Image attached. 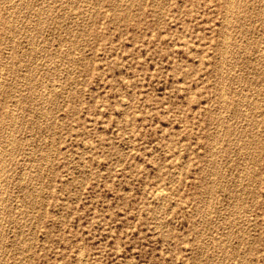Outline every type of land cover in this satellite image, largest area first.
I'll return each mask as SVG.
<instances>
[{
  "label": "rangeland",
  "instance_id": "1",
  "mask_svg": "<svg viewBox=\"0 0 264 264\" xmlns=\"http://www.w3.org/2000/svg\"><path fill=\"white\" fill-rule=\"evenodd\" d=\"M0 264H264V0H0Z\"/></svg>",
  "mask_w": 264,
  "mask_h": 264
},
{
  "label": "bare ground",
  "instance_id": "2",
  "mask_svg": "<svg viewBox=\"0 0 264 264\" xmlns=\"http://www.w3.org/2000/svg\"><path fill=\"white\" fill-rule=\"evenodd\" d=\"M241 2V1H240ZM116 3V2H115ZM47 4V3H46ZM20 9V8H19ZM234 11V10H233ZM230 17V16H229ZM13 20V19H12ZM226 21V20H225ZM16 24V23H15ZM39 25V24H38ZM245 25V24H244ZM16 27V26H15ZM229 40V39H228ZM31 42V41H30ZM35 47V46H34ZM33 51V50H32ZM226 52V51H225ZM224 55V54H223ZM222 55V56H223ZM25 57V56H24ZM2 65V64H1ZM34 78V77H33ZM32 86V85H31ZM36 87V86H35ZM223 93V92H222ZM222 93H221V95H222ZM224 95V94H223ZM242 100V99H241ZM50 101V100H49ZM46 110V109H45ZM46 114V113H45ZM49 114V113H48ZM13 117V116H12ZM257 126V125H256ZM8 141V140H7ZM28 156H29V154H28ZM32 160V159H31ZM47 163V162H46ZM2 171V170H1ZM241 172V171H240ZM177 174H178V172H177ZM204 176V175H203ZM211 189V188H210ZM243 189H245V188H243ZM209 193V192H208ZM37 198V197H36ZM21 237V236H20ZM85 262V261H84Z\"/></svg>",
  "mask_w": 264,
  "mask_h": 264
}]
</instances>
